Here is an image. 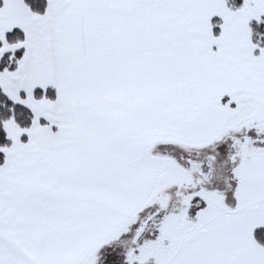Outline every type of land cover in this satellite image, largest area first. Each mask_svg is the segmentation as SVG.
I'll return each instance as SVG.
<instances>
[{
  "label": "snow or ice",
  "instance_id": "obj_1",
  "mask_svg": "<svg viewBox=\"0 0 264 264\" xmlns=\"http://www.w3.org/2000/svg\"><path fill=\"white\" fill-rule=\"evenodd\" d=\"M0 264H264V0H0Z\"/></svg>",
  "mask_w": 264,
  "mask_h": 264
}]
</instances>
